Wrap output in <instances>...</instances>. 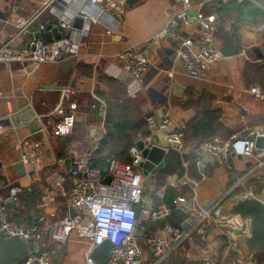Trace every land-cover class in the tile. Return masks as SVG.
Listing matches in <instances>:
<instances>
[{"label": "crops", "instance_id": "obj_1", "mask_svg": "<svg viewBox=\"0 0 264 264\" xmlns=\"http://www.w3.org/2000/svg\"><path fill=\"white\" fill-rule=\"evenodd\" d=\"M88 1L0 0V47L12 42L20 49L29 48L39 36L48 41L55 39L49 27L58 15L64 13L71 17V12L80 13ZM109 1L117 2L121 7L120 12L108 7L110 16H99L98 20L91 19L82 30L73 27L74 30L67 32L84 43L76 56L42 65L31 61L0 62V196L4 198L11 220L21 226L56 221L71 214L65 197L71 188V180L63 185L62 192L46 198V192L52 189L50 178L67 173L68 159L72 166V160L79 153L94 154L106 135L107 106L114 94L111 84L116 81L122 82V97L126 95L131 99L137 106L140 118L146 121L148 133L138 135L135 143L150 135V118L146 116L154 113V118H161V111H164L163 117L172 115L176 118L178 124L183 126L185 135L187 123L197 114L193 101L201 95H208L212 108L221 114L218 132L209 140L245 135L252 128L264 130V101L255 99L249 92L252 87L264 91V57H259L253 51V48H259L264 56V0H236L239 4L251 3L258 8L260 15L254 19L257 23L251 24L248 18L233 29L226 26L227 18L222 20L219 5L216 6L218 0H204L201 8L192 3L193 11L201 9L203 13L213 14L219 19V31L214 37L221 50L228 42L238 50L236 55L223 56L213 62L205 79L189 76L176 52L182 39L202 38L203 32L196 23V17L188 18V21L177 18L176 38L168 36L166 32L170 20L181 11L182 5L178 0H140L132 7L126 4L127 0ZM223 1L227 3L230 0ZM19 19H24L29 26L25 34L15 39ZM42 26L47 29L41 30ZM151 40L154 46L150 69L138 80L125 76L120 55L128 49L143 47ZM177 84L184 88L182 92L176 90ZM52 86L54 88L47 89ZM65 86L77 92L74 97L77 96L76 103L83 114L77 120L71 136L53 137L47 123L60 107L63 98L61 89ZM93 105L96 109H93ZM102 109L104 115L100 114ZM157 137L158 146L168 147L162 140L161 132ZM184 141L185 154L192 152L194 143L186 138ZM254 156V159L233 156L230 160L232 169L228 170L221 164H214V160L205 154L201 157L209 163L204 172L200 170V161L198 163L202 176L200 182L194 181L187 173L182 177L173 174L166 178L163 187L166 190L171 188L176 193H191L190 199H193L196 207L206 208L220 203L224 214L228 215V208L236 198L252 195L264 202V147L256 146ZM130 159L129 156L128 162ZM20 163L24 171L17 167ZM187 166L188 163L183 162V167ZM105 169L102 168L104 172ZM185 180L188 183L181 184ZM150 181V177L145 179V196L156 206L163 201L156 196L157 189L147 193ZM15 185L23 188L19 206L7 199L10 188ZM137 209L140 212L142 206ZM183 220V215L177 211L170 218L172 224L186 229L187 224ZM219 236L218 228L209 227L205 238L195 236L193 242L165 263L201 264L208 244L217 241ZM139 240L145 250L146 264H153L151 251L142 237ZM32 242L38 244L39 251L46 244L62 251L63 254L57 258L58 264H71L69 261L80 264L89 244L76 237H72L68 245L52 244L44 235ZM218 252L220 264H264V253L248 257L232 253L227 258L233 259L228 261L224 257V245Z\"/></svg>", "mask_w": 264, "mask_h": 264}, {"label": "built area", "instance_id": "obj_2", "mask_svg": "<svg viewBox=\"0 0 264 264\" xmlns=\"http://www.w3.org/2000/svg\"><path fill=\"white\" fill-rule=\"evenodd\" d=\"M53 2L55 0H52ZM182 5L177 17L170 20L166 30L168 36L176 38L177 18L182 20L191 19L189 12L192 10L193 0H178ZM201 8L202 3L198 4ZM109 10L120 12L121 7L115 1L89 0L87 5L81 8L80 13L59 14L57 23L49 27V31L57 30L60 39L46 40L43 36L36 38L29 48H18L12 42L0 47V62L23 63L31 61L37 65L54 63L64 57H74L84 45L83 41L75 40L73 35L67 32L73 29V20L76 16L88 18L95 16H110ZM62 15V16H61ZM196 23L200 25L203 36L201 39H182L176 47L177 57L182 62L186 73L196 79H205L208 75L209 66L221 59L224 55L221 48L216 44L215 34L219 31L220 21L217 16L203 13L197 9ZM188 21V20H187ZM19 30L16 37L27 32L29 23L19 19ZM47 27H41V30ZM154 41H148L143 47L131 48L124 51L122 60V73L133 79H140L152 65L151 52ZM63 98L60 107L56 109L47 123L48 130L53 137L71 136L76 126L80 113L76 101L71 100L77 92L65 86L61 89ZM249 92L257 100L264 101V91L252 87ZM96 98V97H95ZM96 109V106H92ZM104 115V110L100 111ZM150 135L140 141L144 149L152 150L158 146L155 138L158 132L162 134V140L167 143L165 149L185 154L183 126L172 115L162 118H150ZM264 136L262 128L249 129L245 135H232L229 138L215 137L205 142L201 156L205 154L212 159H217L219 164L232 169L231 158L242 156L254 159L256 141ZM130 162H120L112 157H106L105 163L108 172L92 164L93 153L81 152L72 160V169L65 174L51 176L50 186L45 197H52L63 190V185L70 181L71 188L65 193L67 206L75 212L74 216L66 215L56 221H47L43 224L34 222L31 225L21 226L12 221L4 204V198L0 196V234L6 238L18 237L23 241H34L42 235L47 237L49 243L68 245L72 237L87 241L89 244L84 252V264H97L92 255L94 251L105 242L112 244L111 255L107 264H146L147 257L144 247L140 244L138 235H142L145 245L151 251L153 264H163L172 255L180 252L187 244L194 241L195 236L205 238L207 228L215 227L220 230L217 241L208 244V250L201 264H220L219 249L224 245L225 258L232 253L240 257L242 249L237 244L236 231L250 234V220H240L239 217L225 215L220 203L212 206L196 207L193 199L183 195L177 196L171 204L166 203L165 187L155 191L156 196L163 202L153 206L152 201L147 199L145 179L141 163L143 161L142 150L137 147V142L130 149ZM110 183H105L107 177ZM185 180L181 184L186 185ZM23 188L15 185L10 188L7 199L12 204L19 206ZM246 195L239 198H246ZM237 199V198H236ZM138 206H142L138 212ZM177 211L184 217L187 224L184 229L171 223L173 212ZM154 226V228H152ZM225 242V244H224ZM53 253L43 249L31 254L23 264H54Z\"/></svg>", "mask_w": 264, "mask_h": 264}, {"label": "trees", "instance_id": "obj_3", "mask_svg": "<svg viewBox=\"0 0 264 264\" xmlns=\"http://www.w3.org/2000/svg\"><path fill=\"white\" fill-rule=\"evenodd\" d=\"M218 5V12L222 20L227 18L226 26L232 29L245 22V19L248 18H250L249 22L251 24L257 23L254 19H258L260 15L258 8L249 2L239 4L236 0H230L227 3L223 0H218L216 6ZM111 85L113 86L114 94L111 95L112 98L107 106L106 135L99 142L92 158L93 166L103 169L106 168V157H112L124 163L128 162L130 149L135 144L138 135L148 133L146 121L138 115L137 106L126 95L122 97L121 93L124 91L122 82L116 81ZM190 96L194 95L190 94ZM193 102L197 114L187 123L184 131L185 138L188 141H192L194 143L193 149L197 150L204 142L217 134L218 121L221 118V114L212 108L211 98L208 95H201ZM200 160V156L194 151L181 155L179 152L171 150L166 158V167L163 170H157L150 176L149 186L146 185L148 188L147 193L162 188L165 185L166 178L173 174L182 177L187 173L194 181L200 182L202 179L198 171ZM183 162L188 163L187 168L183 167ZM181 193H176L173 189L167 188L165 202L171 204L180 195H186L188 198L192 197L191 193ZM181 264L198 263L181 262Z\"/></svg>", "mask_w": 264, "mask_h": 264}, {"label": "water", "instance_id": "obj_4", "mask_svg": "<svg viewBox=\"0 0 264 264\" xmlns=\"http://www.w3.org/2000/svg\"><path fill=\"white\" fill-rule=\"evenodd\" d=\"M140 0H127L126 4L128 6H134ZM204 0H193L194 4H201ZM243 1V0H239ZM190 17H196L197 11H190ZM95 16L90 15L88 21L83 16H76L73 21L74 29L82 30L86 24L89 25V22ZM57 23V20L54 22ZM51 27V26H50ZM56 39H60L61 35L58 34L57 30L53 31ZM253 51L259 57H264L260 52L259 48H253ZM222 53L225 57L233 56L238 53V50L232 46L231 42L226 43ZM124 79V77H123ZM176 90L182 92L184 88L180 85H176ZM48 87L47 89H52ZM156 114L150 113L146 118H153ZM164 111L159 112V116L162 118ZM256 146L258 148L264 147V138L259 137L256 141ZM137 147L142 150L143 161L141 163V168L143 175L148 178L156 170H163L166 167V158L169 152L160 146L154 147L152 150L144 149L142 141L137 142ZM241 158V157H239ZM67 169H72L70 160H67ZM209 161L204 160L201 164L200 170L204 172L206 165ZM214 164H219L217 159L214 160ZM250 166V164H249ZM20 170L24 171V166L22 163L17 166ZM108 172V169H105V173ZM111 178L108 176L105 180V183H110ZM192 186L194 184L191 183ZM12 203L11 200H9ZM228 214L234 217H239L240 220H250L251 228L250 234H243L241 231H236L237 244L242 249L245 256H250L255 253H264V202L259 198L254 196H248L246 198H237L235 199L228 208ZM75 212L71 210V216H74ZM138 237H142L141 234ZM32 241H23L18 237L6 238L3 234H0V264H23L31 254L32 250ZM112 244L110 242H105L103 245L99 246L93 253L92 258L97 264H107V260L111 255Z\"/></svg>", "mask_w": 264, "mask_h": 264}, {"label": "rangeland", "instance_id": "obj_5", "mask_svg": "<svg viewBox=\"0 0 264 264\" xmlns=\"http://www.w3.org/2000/svg\"><path fill=\"white\" fill-rule=\"evenodd\" d=\"M71 100H74V101H77V96H76V98L74 97V98H72ZM82 114H83V112L82 111H80V113H79V115H78V119H79V117L80 116H82ZM73 134V133H72ZM208 141H210V140H208ZM208 141H206V142H208ZM185 142V141H184ZM186 143V142H185ZM205 143V142H204ZM203 143V144H204ZM203 144L201 145V147L199 148V149H197L198 151H201V148H202V146H203ZM197 150H193L194 152H196L197 153ZM198 154V153H197ZM199 156H200V158H201V160H200V163L201 164H203V162H204V159H203V157H201V155L200 154H198ZM213 160H215V159H213ZM146 184V183H145ZM186 197V196H185ZM226 215V214H225ZM53 246H55V245H53ZM44 249H46L47 251H49L50 253H53V255H54V257L56 256V259H55V263L54 264H58V260L59 259H57L58 258V256H59V254H63V252L62 251H58V250H55L53 247H52V245H50V244H46V247L44 248ZM32 250H33V252L34 253H37L38 251H39V247H38V244L36 243V242H33V244H32ZM43 250V249H42ZM41 251V250H40ZM33 253V254H34ZM244 254V253H243ZM220 256V255H219ZM227 258V257H226ZM228 259V261L229 260H231V259H233V258H227ZM56 261H57V263H56ZM169 261V260H168ZM69 262H71V264L73 263V261H69ZM68 262V263H69ZM167 263V262H166ZM165 263V264H166ZM80 264H84V258H82V261H81V263Z\"/></svg>", "mask_w": 264, "mask_h": 264}]
</instances>
